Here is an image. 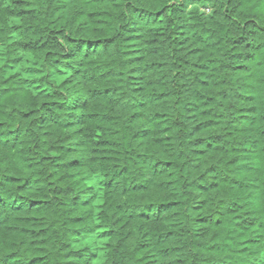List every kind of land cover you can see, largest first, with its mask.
Segmentation results:
<instances>
[{
	"label": "trees",
	"instance_id": "trees-1",
	"mask_svg": "<svg viewBox=\"0 0 264 264\" xmlns=\"http://www.w3.org/2000/svg\"><path fill=\"white\" fill-rule=\"evenodd\" d=\"M0 264H264V0H0Z\"/></svg>",
	"mask_w": 264,
	"mask_h": 264
}]
</instances>
